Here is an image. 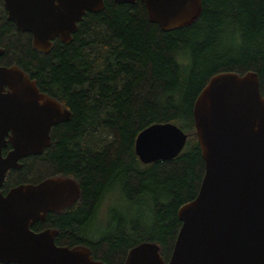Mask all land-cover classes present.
<instances>
[{
  "label": "trees",
  "instance_id": "16d2710c",
  "mask_svg": "<svg viewBox=\"0 0 264 264\" xmlns=\"http://www.w3.org/2000/svg\"><path fill=\"white\" fill-rule=\"evenodd\" d=\"M202 2L195 22L165 31L142 1L105 0L103 11L84 16L70 42L56 38L45 52L8 19L0 0V63L19 66L71 112L52 129L44 153L11 173L15 183L58 175L77 180L75 205L46 220L59 229V244L86 245L94 258L123 264L130 249L151 241L170 259L182 225L178 209L197 196L205 174L194 118L198 94L217 73L256 71L264 95V0ZM227 42L234 47L223 50ZM165 122L194 143L172 159L143 163L138 134ZM117 188L131 208L98 234L92 222Z\"/></svg>",
  "mask_w": 264,
  "mask_h": 264
},
{
  "label": "water",
  "instance_id": "95a60500",
  "mask_svg": "<svg viewBox=\"0 0 264 264\" xmlns=\"http://www.w3.org/2000/svg\"><path fill=\"white\" fill-rule=\"evenodd\" d=\"M142 1L151 22L162 30L190 25L202 13V0ZM8 19L30 32L36 49L48 52L59 38L70 42L88 12L105 9V0H4ZM1 36V30H0ZM0 40V57L4 53ZM71 112L48 96L17 65L0 63V186L20 159L41 154L51 145L53 126ZM198 143L205 174L197 196L180 206L182 222L171 257L160 246L143 241L123 264H264V95L256 71L213 75L194 104ZM8 136V138H7ZM188 134L176 123H154L136 138L140 160L152 163L176 157ZM13 150L5 157L3 147ZM77 180L47 178L0 193V262L2 264H107L86 245L59 246L57 230H31L49 211L75 203Z\"/></svg>",
  "mask_w": 264,
  "mask_h": 264
},
{
  "label": "rangeland",
  "instance_id": "374dc122",
  "mask_svg": "<svg viewBox=\"0 0 264 264\" xmlns=\"http://www.w3.org/2000/svg\"><path fill=\"white\" fill-rule=\"evenodd\" d=\"M226 49H232L231 43L227 42L224 45ZM194 141L188 142L186 146L193 144ZM131 208V204L128 199L124 196V192L121 188H117L110 193L103 200L100 206L99 215L96 217L94 222H92L91 228L94 229L98 234H102L110 229L107 227L113 222L114 214H125L128 209Z\"/></svg>",
  "mask_w": 264,
  "mask_h": 264
},
{
  "label": "flooded vegetation",
  "instance_id": "af4514ba",
  "mask_svg": "<svg viewBox=\"0 0 264 264\" xmlns=\"http://www.w3.org/2000/svg\"><path fill=\"white\" fill-rule=\"evenodd\" d=\"M3 65V64H2ZM47 94V93H46ZM48 96H50V95H48ZM52 97V96H51ZM54 98V97H53ZM57 100V99H56ZM62 105V104H61ZM63 107V106H62ZM64 108V107H63ZM62 123V122H61ZM60 124V123H59ZM58 125V124H57ZM56 126V125H55ZM55 126H53L52 127V129L55 127ZM52 129H51V131H52ZM7 138H8V136H7ZM51 138H52V136H51ZM51 143H52V141H51ZM48 148V147H47ZM46 148V149H47ZM13 150V146H12V144L10 143V141L7 143V145L6 146H4L3 147V150H2V154H3V156H7L8 154H9V152H11ZM45 151V150H44ZM44 151L42 152V153H44ZM41 153V154H42ZM33 155H39V154H31V155H28V156H25V157H22L21 159H20V163H21V167L23 166V163H24V161H25V159H27L29 156H33ZM20 167V168H21ZM20 168H10L8 171H7V173H6V175H5V178H4V181H3V183H2V185L0 186V193H2L3 195H7L8 194V192L12 189V188H14V187H16V186H18V185H20V184H29V183H39V182H41V181H43V180H45V179H47V178H54V177H62V176H45V177H43V178H41V179H39V180H37V181H35V182H32V181H29V182H20V183H15L14 182V179L12 178V176H11V173H12V170H17V169H20ZM63 177H66V176H63ZM71 178V177H70ZM78 200V199H77ZM76 203V202H75ZM75 203H73V204H71V205H69V206H67L66 208H64V209H62V210H59V211H49L48 213H47V215H46V217H45V219H43V220H37L36 222H34L32 225H31V230L32 231H34V232H36V233H40V232H42V231H44V230H47V229H54V230H57L58 232H57V234L55 235V242H56V244L57 245H59V246H69V245H66V244H59L60 242H59V240H58V235H59V229L57 228V227H54L52 224H48V223H46V220L47 219H49L48 217H50L52 214H54V213H61V212H63L65 209H68V208H70V207H72L73 205H75ZM59 242V243H58ZM71 247V246H70Z\"/></svg>",
  "mask_w": 264,
  "mask_h": 264
}]
</instances>
